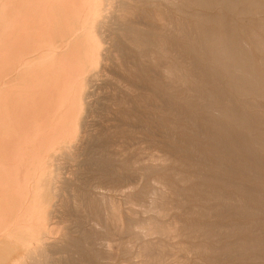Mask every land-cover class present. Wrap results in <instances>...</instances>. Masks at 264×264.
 Wrapping results in <instances>:
<instances>
[{"label": "bare ground", "instance_id": "bare-ground-1", "mask_svg": "<svg viewBox=\"0 0 264 264\" xmlns=\"http://www.w3.org/2000/svg\"><path fill=\"white\" fill-rule=\"evenodd\" d=\"M213 6L242 17L231 33L222 12L208 13ZM176 38L217 62L218 74L240 95V108L221 96L215 71L182 75ZM129 78L153 128L160 126L161 103L168 114L189 104L217 152L239 162L228 148L263 151L264 137L255 131L264 124V0H0V264H111L116 248L109 225L124 233L133 227L140 243L121 249L124 256L130 248L133 264H144L146 247L179 238L175 218L164 222L157 195L166 181L152 179L146 204L132 198L142 194L140 184L127 191L99 182L126 171L110 152L105 131L113 126L98 128L101 116L112 115L119 89H134ZM196 78L206 92L193 87ZM156 86L165 93L150 94ZM170 126L182 129L175 121ZM129 204L145 219L128 224Z\"/></svg>", "mask_w": 264, "mask_h": 264}, {"label": "rangeland", "instance_id": "rangeland-1", "mask_svg": "<svg viewBox=\"0 0 264 264\" xmlns=\"http://www.w3.org/2000/svg\"><path fill=\"white\" fill-rule=\"evenodd\" d=\"M191 10L192 13L197 12L196 7ZM211 11L215 14L217 11L218 14L223 13L219 19L227 25L228 33L233 31L234 23L242 20L241 16H236L237 13L227 14L222 6H213L208 13ZM262 32L259 34L263 35ZM174 41L176 65L182 69L181 74L186 76L191 70L199 68L215 71V75L211 74L223 87L221 96H231L234 104L240 108V95L233 94V89L218 74L217 62L193 53L190 48L185 47L187 42L177 38ZM244 50L253 52L254 48ZM192 64L196 67H192ZM257 71L261 73L259 68ZM128 80L134 89L126 93L119 89L112 115L101 116V127L98 128L104 131L110 125L113 126L111 130L108 128L105 131L107 139L112 141L110 152L118 161L125 163L126 171L123 172V177L121 173L111 171L106 179L99 182L104 187H123L127 191L140 184L142 194L137 191V195L132 198L146 204L148 194L154 189L152 179L159 177L166 181L168 187L165 191L157 192L161 207L166 211L163 220L169 222L175 218L179 234V238L165 239L162 247L156 244L146 247L140 261L144 264H264V168L259 166H264V150L251 153L242 151L238 146L228 148L242 160L239 162L234 161L227 152H217L211 139L203 137L204 122L194 121L190 116L189 113L194 112L189 104L172 106L173 109L168 114L166 110L170 108L169 105L161 103L158 116L160 126L153 128L147 110L137 106L141 95L136 90L138 85L132 78ZM196 80L199 84L193 87L205 89L206 92L207 88L201 84L203 80ZM207 84H213L212 80ZM248 88L245 86V89ZM153 89L164 92L162 87L156 86L148 88L150 94ZM179 92H174V101ZM187 98L184 99L188 100ZM189 99L191 103L192 99ZM133 117L136 120L132 121ZM174 121L182 129L172 130L170 125ZM261 126L255 133L264 137V124ZM196 143L200 149L193 150ZM201 152H215L216 156L210 159L208 156H201ZM247 159H253L254 162H248V165L245 163ZM198 160L202 164L193 167L191 164ZM225 196L233 201L223 199ZM126 208L128 224L132 219L135 222L145 219L141 211L138 213V207L129 204ZM132 228H129L128 233L120 232L115 225H109L106 229L116 248L110 253L111 264H133L130 248L127 249L129 255L123 256L121 253L124 246L132 247V243L136 246L140 243L133 238ZM193 236L196 238H192ZM153 240L157 241L155 238ZM221 249L224 253H221ZM70 258L74 259L73 256Z\"/></svg>", "mask_w": 264, "mask_h": 264}]
</instances>
